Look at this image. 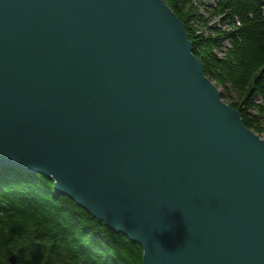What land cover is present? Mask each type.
I'll return each mask as SVG.
<instances>
[{
	"label": "water",
	"instance_id": "95a60500",
	"mask_svg": "<svg viewBox=\"0 0 264 264\" xmlns=\"http://www.w3.org/2000/svg\"><path fill=\"white\" fill-rule=\"evenodd\" d=\"M0 168L52 179L142 264H264V139L163 0H0Z\"/></svg>",
	"mask_w": 264,
	"mask_h": 264
},
{
	"label": "trees",
	"instance_id": "16d2710c",
	"mask_svg": "<svg viewBox=\"0 0 264 264\" xmlns=\"http://www.w3.org/2000/svg\"><path fill=\"white\" fill-rule=\"evenodd\" d=\"M163 1L221 98L264 138V0ZM142 256L51 179L0 168V264H142Z\"/></svg>",
	"mask_w": 264,
	"mask_h": 264
},
{
	"label": "rangeland",
	"instance_id": "374dc122",
	"mask_svg": "<svg viewBox=\"0 0 264 264\" xmlns=\"http://www.w3.org/2000/svg\"><path fill=\"white\" fill-rule=\"evenodd\" d=\"M218 90H219V92L222 94L223 93V91L221 90V88H218ZM231 95V94H230ZM231 97L234 99V100H237V98L234 96V95H231ZM224 101V100H223ZM226 103V102H225ZM226 104H228V103H226ZM229 105V104H228ZM230 106V105H229ZM234 109V108H233ZM260 138H262V139H264L262 136L260 137ZM22 172V171H21ZM24 173H26V174H28V175H33V174H31V173H28V172H24ZM35 174H37V173H35ZM43 176V175H42ZM45 177V176H44ZM47 178V177H46ZM49 179V178H48ZM52 180V179H51ZM53 181V180H52ZM53 183H54V181H53ZM54 190H55V188H54ZM56 192V191H55ZM57 193V192H56ZM58 194V193H57Z\"/></svg>",
	"mask_w": 264,
	"mask_h": 264
}]
</instances>
